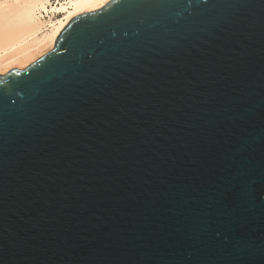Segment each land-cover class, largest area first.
Segmentation results:
<instances>
[{
  "label": "water",
  "instance_id": "95a60500",
  "mask_svg": "<svg viewBox=\"0 0 264 264\" xmlns=\"http://www.w3.org/2000/svg\"><path fill=\"white\" fill-rule=\"evenodd\" d=\"M261 187L260 0H109L0 74V264H264Z\"/></svg>",
  "mask_w": 264,
  "mask_h": 264
},
{
  "label": "bare ground",
  "instance_id": "6f19581e",
  "mask_svg": "<svg viewBox=\"0 0 264 264\" xmlns=\"http://www.w3.org/2000/svg\"><path fill=\"white\" fill-rule=\"evenodd\" d=\"M108 1L39 0L28 5H4L0 74L31 64L54 47L57 35L69 20L97 10Z\"/></svg>",
  "mask_w": 264,
  "mask_h": 264
},
{
  "label": "snow or ice",
  "instance_id": "6c2138e0",
  "mask_svg": "<svg viewBox=\"0 0 264 264\" xmlns=\"http://www.w3.org/2000/svg\"><path fill=\"white\" fill-rule=\"evenodd\" d=\"M39 0H0V45L3 42L4 27H5V18H4V5H28L32 3H37ZM121 3H132L135 0H120ZM171 3H181L182 0H168ZM251 2V0H249ZM260 3L264 5V0H260ZM127 18L124 16H116L109 20L102 22L100 28L103 29L106 26L117 24V23H126ZM247 195L252 196L253 198H258L261 202H264V187H261L259 190L254 193H248ZM264 255V251L261 253Z\"/></svg>",
  "mask_w": 264,
  "mask_h": 264
},
{
  "label": "rangeland",
  "instance_id": "374dc122",
  "mask_svg": "<svg viewBox=\"0 0 264 264\" xmlns=\"http://www.w3.org/2000/svg\"><path fill=\"white\" fill-rule=\"evenodd\" d=\"M57 14H60V12H58ZM27 67V66H26ZM25 68V67H24ZM11 70V69H10ZM8 72V71H7ZM2 74H5V73H2Z\"/></svg>",
  "mask_w": 264,
  "mask_h": 264
}]
</instances>
